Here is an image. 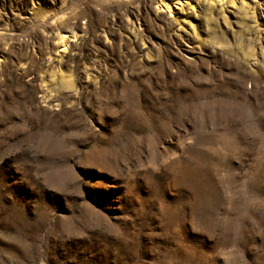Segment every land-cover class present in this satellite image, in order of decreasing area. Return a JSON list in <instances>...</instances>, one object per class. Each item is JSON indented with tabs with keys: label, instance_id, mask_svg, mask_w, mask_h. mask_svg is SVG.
<instances>
[{
	"label": "rangeland",
	"instance_id": "374dc122",
	"mask_svg": "<svg viewBox=\"0 0 264 264\" xmlns=\"http://www.w3.org/2000/svg\"><path fill=\"white\" fill-rule=\"evenodd\" d=\"M0 264H264V0H0Z\"/></svg>",
	"mask_w": 264,
	"mask_h": 264
}]
</instances>
